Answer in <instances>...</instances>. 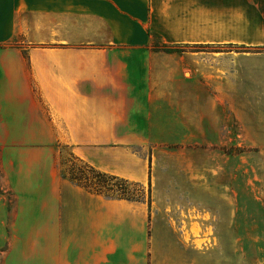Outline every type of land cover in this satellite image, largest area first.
Returning <instances> with one entry per match:
<instances>
[{"label": "crops", "instance_id": "obj_1", "mask_svg": "<svg viewBox=\"0 0 264 264\" xmlns=\"http://www.w3.org/2000/svg\"><path fill=\"white\" fill-rule=\"evenodd\" d=\"M204 88L217 126L236 121L264 150V0H0V135L58 136L95 168L141 181L134 136L170 134L190 103L202 121ZM87 194L122 229L131 201ZM197 215L199 233L167 243L169 262L264 264V248L236 257L234 234L204 236Z\"/></svg>", "mask_w": 264, "mask_h": 264}, {"label": "rangeland", "instance_id": "obj_2", "mask_svg": "<svg viewBox=\"0 0 264 264\" xmlns=\"http://www.w3.org/2000/svg\"><path fill=\"white\" fill-rule=\"evenodd\" d=\"M152 45L196 46L158 39ZM192 70L184 75L193 83ZM206 97L204 88L202 121L190 103L187 119L170 134L134 136L142 140L131 150L145 158L144 180L104 171L127 180L129 188L140 184L142 199L131 201L122 229L112 228L118 224L105 202L87 194L96 193L64 176L86 161L60 137L0 135V264H178L177 256L174 263L164 255L166 246L176 244L180 231L200 232L192 226L196 211L204 236L215 228L233 233L236 257L256 258L249 249L264 248V150L236 121L218 127Z\"/></svg>", "mask_w": 264, "mask_h": 264}, {"label": "trees", "instance_id": "obj_3", "mask_svg": "<svg viewBox=\"0 0 264 264\" xmlns=\"http://www.w3.org/2000/svg\"><path fill=\"white\" fill-rule=\"evenodd\" d=\"M166 51H171L170 47L163 46ZM68 180L79 187L84 188L88 192L102 194L105 198H123L130 201H139L142 199V191L138 182H133L132 185L137 188H129L127 180L119 178L115 174H109L101 171L89 163L83 165H72L68 169V175H64ZM112 181H119L117 186ZM117 187V188H114Z\"/></svg>", "mask_w": 264, "mask_h": 264}]
</instances>
